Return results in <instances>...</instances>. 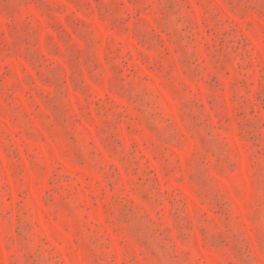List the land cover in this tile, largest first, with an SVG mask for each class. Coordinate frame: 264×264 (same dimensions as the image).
Here are the masks:
<instances>
[{
  "label": "rangeland",
  "instance_id": "rangeland-1",
  "mask_svg": "<svg viewBox=\"0 0 264 264\" xmlns=\"http://www.w3.org/2000/svg\"><path fill=\"white\" fill-rule=\"evenodd\" d=\"M0 264H264V0H0Z\"/></svg>",
  "mask_w": 264,
  "mask_h": 264
}]
</instances>
